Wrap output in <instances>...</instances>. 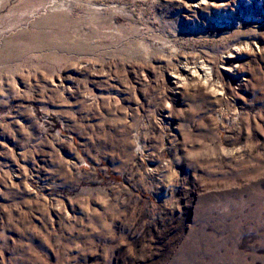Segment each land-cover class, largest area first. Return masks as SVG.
I'll return each mask as SVG.
<instances>
[{
    "label": "rangeland",
    "instance_id": "rangeland-1",
    "mask_svg": "<svg viewBox=\"0 0 264 264\" xmlns=\"http://www.w3.org/2000/svg\"><path fill=\"white\" fill-rule=\"evenodd\" d=\"M186 2L0 0V264H264V0Z\"/></svg>",
    "mask_w": 264,
    "mask_h": 264
},
{
    "label": "bare ground",
    "instance_id": "bare-ground-1",
    "mask_svg": "<svg viewBox=\"0 0 264 264\" xmlns=\"http://www.w3.org/2000/svg\"><path fill=\"white\" fill-rule=\"evenodd\" d=\"M186 4L190 6L193 9L197 10H208L211 11L210 13H213L214 16H210L209 19L213 21V24H222V23H231V22H240L241 24L245 25L247 20L249 19L250 23L252 24H257L260 22L259 20V9L261 8V4L256 2V0L252 1H242V0H187ZM232 8L230 10L224 9L227 6H230L231 3H233ZM263 4V3H262ZM223 8L224 11L229 12L228 14H219V9ZM218 9V10H216ZM217 13V14H215ZM261 19V18H260ZM236 24V23H235ZM217 27V26H216ZM244 49V48H243ZM242 48H233L232 52L229 53L225 58L226 59H231L229 61L228 66H225L226 68H223L224 71L230 73L231 75H236L237 74V66L236 63H234L237 60L238 55L241 54ZM233 62V63H231ZM186 66V65H184ZM201 71V75L205 80L211 81V74L207 69L202 66L199 69ZM181 74L174 76L173 79L176 80L175 84H179L181 80L186 77H193L196 75V72H193L187 68L181 69ZM209 72V73H208ZM197 77V76H196ZM205 81V82H206ZM181 84V83H180Z\"/></svg>",
    "mask_w": 264,
    "mask_h": 264
}]
</instances>
